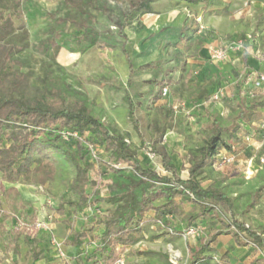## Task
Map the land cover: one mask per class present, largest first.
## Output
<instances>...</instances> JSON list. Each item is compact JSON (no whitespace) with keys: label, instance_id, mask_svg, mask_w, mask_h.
<instances>
[{"label":"trees","instance_id":"16d2710c","mask_svg":"<svg viewBox=\"0 0 264 264\" xmlns=\"http://www.w3.org/2000/svg\"><path fill=\"white\" fill-rule=\"evenodd\" d=\"M184 1L197 4L205 0ZM153 2L154 0H131L130 9L123 15L124 22L115 26L121 43L120 50L128 66L125 95L133 115V127L141 148L160 160L164 173L140 165L125 136L90 113L88 97L82 84L78 81L74 84L70 82L71 76L58 64L55 65L61 75L57 77L52 75L48 82L43 80L42 86L37 87L34 93L28 92V77L20 71L22 63L19 60L27 42L23 35L15 36L14 30V19L22 18L21 0H0L1 181L11 185L31 182L44 186L56 177L59 167L56 155L61 151L65 161L74 169L70 193L76 195L77 200L67 204L73 207L76 213L90 207L94 213L98 212L92 216L89 228L71 231L67 246L82 252L75 254L76 264H114L125 249L139 241L147 227L160 221L163 227L166 225L169 227L164 220L166 217H181L184 213V202L197 207V212L188 217L189 225L197 218L213 215L221 226L220 231L212 232L196 248L189 249L188 264L197 262L208 264L211 256L205 253L212 251L210 243L221 234L230 235L238 247L251 245L256 250H261L263 258H254L249 264H264V234L246 223L249 211L263 197L264 171L260 176L263 183L247 195V199L241 204L242 207H239L237 200L231 198L224 190L225 187H220L216 181L203 188L199 180L207 168L218 166L219 154L233 157L234 161L238 162L241 159V152L234 150V147L240 144L251 146L256 129L260 131V139L264 141V130L260 127L264 122V86L260 90H249L248 87L245 98L238 100L237 109L227 117L217 113L210 114V122L202 124L199 129L204 135L203 144L190 155L189 166L181 169L186 170V177L180 176L172 163L171 153L164 145L166 133L176 129V110L172 106L159 107L152 117L151 132L145 136L135 112L136 105L128 92L135 68L126 49L128 37L123 29L137 18L153 13ZM73 7L80 9L74 4ZM195 31L196 28L188 24L187 27L178 30L177 38L190 39ZM252 38L251 35L249 39H243L244 48ZM55 39H52L54 55L60 49ZM76 41L78 45L89 41L88 46L79 47L80 53L86 52L92 46L102 47L95 34L90 36L89 40V35L84 33ZM54 59L53 57V61ZM158 69L161 75L157 84L161 87L169 85L166 76L172 69L168 66ZM158 96L154 98L155 101L159 99ZM63 130L77 131L80 139L62 140L59 134ZM246 137L250 140H245ZM67 145H72L73 148L68 149ZM90 147L95 151L96 158L92 157ZM99 147L107 155L103 164L106 176L116 173L121 168L131 170L123 181L114 177H107L106 182L102 181L101 168L95 165V162L99 161L97 149ZM261 148L263 152L264 142ZM92 173H96V180L91 179ZM11 194L18 195L17 189L10 187L4 190L5 197ZM99 203L107 204L108 207L102 212L99 210L100 206H96ZM63 207H60L61 213L65 211ZM220 207H224L225 212L230 215L229 222L219 215ZM149 212H153V215H148ZM0 217L2 221L9 219L7 212L1 208V201ZM2 221L0 239L7 235L4 240V255L10 264H14L10 253L15 255L20 253V240L37 247V240L33 236L36 229L34 225L29 227L23 223H15L12 229L6 231ZM100 228L102 231L98 234L97 230ZM91 237L94 240L93 249L86 250L84 245ZM214 260L215 264H225L216 258ZM1 261L0 258V263ZM38 261L37 254H34L32 263Z\"/></svg>","mask_w":264,"mask_h":264},{"label":"rangeland","instance_id":"374dc122","mask_svg":"<svg viewBox=\"0 0 264 264\" xmlns=\"http://www.w3.org/2000/svg\"><path fill=\"white\" fill-rule=\"evenodd\" d=\"M130 1L21 0L22 18L21 20L14 19L15 36L18 37L21 34L27 42L26 49L19 56L22 63L20 71L28 77V92L34 93L37 87L42 86L43 80L48 82L52 75H55V77L61 75L55 64L61 66L63 71L71 76L70 82L74 84L78 81L82 84L88 97L87 103L90 113L125 136L135 151L136 159L140 165L143 168H152L164 173L160 160L158 158L151 159L148 152L141 148L139 138L133 127V115H131L130 105L127 103L125 95L129 72L125 57L120 50L121 43L115 25L124 22L123 15L130 9ZM170 1L173 2L172 5L176 7L175 9L179 15L189 10L180 4L182 0ZM153 3L152 10L154 9V12L160 13L166 10L163 2L160 3L159 7L153 6ZM73 4L79 6L80 9L73 7ZM168 16L170 17L171 13H161L158 17L152 13L145 14L123 29L128 37L126 49L135 68L128 92L136 105L135 112L145 136H148L151 132L152 117L159 106L168 104L172 100L171 98H175L176 105H181L185 101L183 110H180L182 106H177L176 109L179 111L176 113L175 118V123L180 124L175 139H183L185 146L174 147L173 149H175V154L179 156L174 158V167L179 175L186 177L187 173H182L181 169H186L189 166V156L195 150V146L204 141V135L198 129L194 131L191 128L198 125L195 124L196 120L189 113L193 106H188L186 97L194 91V88L187 86L189 81L186 79V73L184 72V68L190 65V59L194 57L193 53L200 40L199 35L190 39L178 40L179 23H168L172 26L164 25L160 33L147 30V27L151 30L158 27V22L155 21L156 18L164 23V19ZM84 33L89 35V40L93 34L97 35L102 47L92 46L86 52L80 53L78 51L79 47L83 48L89 44V41L81 45L77 44V38ZM151 34L156 35L151 37ZM53 38H56L55 41L60 47L56 55H54L52 44ZM233 41L235 40L227 41L222 47L228 46ZM188 45L192 46L190 51H188ZM213 48L216 47L212 45L210 49ZM53 57L55 58L54 61ZM209 60L211 61V59ZM164 66H168L170 69L175 67L179 69L177 77L179 74L180 77L175 87H170V85L161 87L157 84L161 75L158 68ZM175 78L172 77V80H175ZM164 88L168 90L165 96L162 95ZM156 96L159 98L157 101L154 100ZM252 146L254 145L240 144L235 146L234 150L241 152L240 155L243 152L257 153V151L262 150L261 147L253 150ZM66 147L68 149L73 148L72 145ZM97 149L99 161L98 163L95 162V165L101 168L103 182L107 181V177H114L119 181H123L125 176L131 173L130 169L121 168L116 173H110L106 176L107 173H105L106 169L103 164L107 155L102 148ZM56 157L59 167L54 180L48 182L45 186H38L31 182L22 184L23 187L27 188V193H31L38 199L36 201H21L18 200L17 195L5 197L4 187L7 185L2 183L0 177L1 208L9 216V219L5 221H2L0 217V221L4 223L6 231L12 229L15 223H23L29 227L34 225L36 229L33 236L37 240V247L25 244L20 240V253L18 255L10 253L11 261L14 264H33L32 257L34 254H37L39 258V261L35 264H76L75 254H71L70 249L67 248L70 235L68 229L72 231L89 228L92 223V216L98 214V212L94 213L91 207L85 208L84 213L77 214L74 212L73 207L67 204L77 200V196L70 193V181L74 169L65 161L61 151ZM235 163V166L239 165L237 162ZM253 164H258L264 171V163L260 162V158H256V163L254 161L244 163L242 164L243 169L240 168L238 171L235 169L231 172L232 174L228 173V175L222 173L226 170H219L224 167H218L219 169L216 167L214 170L219 171L216 170L207 175L206 179L215 180L220 187L224 186L227 193L234 195L233 198L237 200V205L239 204L240 207L254 187H258L260 185L258 183L262 182L260 177L256 175L257 173H254ZM253 174L256 176H253ZM254 177H257V180H254L253 185L246 183ZM91 179H97L96 173L91 174ZM185 203L187 208H190V214L194 215L197 212V207L188 202ZM61 206L65 208L64 213L59 211ZM99 206V210L102 212L108 207L104 203ZM220 208L218 210L219 215L229 222L231 220L230 215L225 212L224 207ZM37 224L40 226L37 227ZM50 224L54 226L50 227ZM197 225L180 229L178 225L171 223L169 227H167L168 225L163 227L164 225L160 221L152 228L147 227L139 241L125 249L120 258L124 260L123 264H186L190 257L186 242L190 239L196 240V243H198L201 239V232L202 234L205 232V237L201 240H206L208 237V233L201 228V225L196 233L188 234V230ZM6 237L7 235H4L0 239V258L2 259L0 264H10L9 259H6L4 255V240ZM90 240L86 242L85 246L93 249L91 243L94 240L92 237ZM175 240L180 243H174ZM54 242L58 246H55ZM39 243L40 246H38ZM221 244L225 248L231 246L227 241H222ZM209 253L206 252L205 254ZM251 255V257L263 258V254ZM214 258L216 257L214 256L212 261H215ZM114 264H117V262Z\"/></svg>","mask_w":264,"mask_h":264},{"label":"crops","instance_id":"0c3cea01","mask_svg":"<svg viewBox=\"0 0 264 264\" xmlns=\"http://www.w3.org/2000/svg\"><path fill=\"white\" fill-rule=\"evenodd\" d=\"M161 2H163L164 8H166V10L160 13L153 11L152 14H155V16L158 17L161 13L168 12L171 13V16L165 18L164 23L156 18L155 21L158 22V27L155 30H151L147 27L148 31L159 33L164 28V25L168 23H179V29L187 27L188 24H191L193 28H196V31L192 38L196 37V35H199L200 43L198 44V46H196V50L193 53L194 57L190 59V65H188L187 68H184L186 79L189 81L187 86L194 88V91H192L191 94L186 97V103L188 104V106H193L189 113L191 114V117H194V120H196L195 124L198 125L197 127L191 128L194 131H196L197 129L199 131L202 124L210 122L211 113H217L221 116H225L227 114H230L233 110H236L238 100L240 98H245L247 88L251 86L252 80L256 77V75L264 72V0H205L197 4L187 3L186 1L182 0L180 1V4L183 5L185 9L187 8V10H189L184 14L180 13V15L177 13L175 9L176 7L172 5L173 2L170 0H157L153 3V6L155 5V7H159ZM161 23L162 25L159 26V24ZM171 24L168 25L172 26ZM251 35L253 38L247 43V46L243 52H230L227 58L221 62L209 60V49L212 45L216 48H220L225 43H227V41L246 39ZM191 48L192 46L188 45V51H190ZM262 55L263 57H261ZM177 71L179 72V69L175 67L166 76V78L170 82V87H175L176 82L179 80L180 74L177 77ZM172 77H176L175 80H172ZM219 87L223 88V94L221 98L216 101L212 100L210 96H212L218 90L216 88ZM171 99L172 100H170L168 104L162 106H172L176 110V113H178L179 111L176 109L177 106H182L180 110H183L185 108V101L184 103L182 102L181 105H176L175 98ZM198 119L201 121H199ZM177 125L178 124H176V129L174 131H169L166 133L164 140V145L167 151L171 153L173 165L174 158L179 157L175 154V149L173 148L185 146L183 144V139H175L179 132L180 124L178 126ZM254 134L255 136L253 137V140H251V144L254 145L252 146L253 150H256L257 148L262 146V143L264 141L260 139L259 130L256 129ZM202 144L203 143H199L195 147L197 148ZM256 158H260V162L262 161L264 163V151L262 152V150H259L257 151V153L243 152L241 155V159L237 162L239 165L235 166L233 164L219 170H226L222 172L225 175H228V173L232 174L231 172L235 169L236 171H238L240 168L243 169L242 164L244 163H252L253 161L256 163ZM252 167L254 169V173L256 172V175L260 177L261 173H263L261 166H259L258 164H253ZM216 170L209 167L199 177L201 186L203 188L209 187L215 181L207 180L206 176L212 174V172ZM181 172L184 173L186 172V170H181ZM254 175L255 174H253V176ZM262 176H264V174H262ZM254 180H257V177H254L251 181H248L246 183H250L253 185ZM262 183L263 181H260L258 184L261 185ZM3 184L7 185L4 187V189H8L10 187H14L17 189L18 200H38L31 193H27L28 190L25 186H22V183L12 185L7 183ZM256 188L257 187H254L253 190H255ZM229 195L231 196V198L234 197L233 194ZM99 205L100 203L96 206ZM183 206L184 213L181 217H166L164 220L167 221L168 224L171 223L178 225L180 229H184L187 228V226L196 224H198L196 226L198 228L201 225V228L204 231L206 230L208 236L212 232L221 230L219 222L214 218L213 215H210L207 218H197L191 225H189L188 217L191 215L189 210L190 208H187L185 202L183 203ZM83 211L81 213H84ZM148 215L152 216L153 212H149ZM246 223L249 224L254 230L262 232L264 234V192L260 202L249 211L246 218ZM49 226L53 227L54 225L52 226V224H50ZM152 227L153 226H150V228ZM101 231L102 230L100 228L97 230V233L100 234ZM145 231L143 232V235ZM68 232L70 233V239L71 231L68 229ZM92 233L94 234V232ZM155 235L157 236L158 234ZM204 237L205 232L204 234H202L201 232L200 238L204 239ZM201 239L198 241V243H196V240L189 239L186 242V245L189 249L196 248L201 241H205ZM88 241H90V238L88 239ZM222 241H227L229 245H231L230 248H225L224 246H222ZM173 242H177L178 244L180 243L176 240ZM92 244L94 245V242H92L91 245ZM85 245L84 248H86ZM38 246H40V243L38 244ZM67 248L70 249L69 252L71 254L82 253L81 250L75 249L71 246H68ZM210 248L212 249L210 253L215 254L209 253L211 259L208 261V264H215L216 261H212V258L214 256L225 264H249L255 258V256L251 257V254H263L261 250H256L251 245L246 247L236 246L232 237L225 234L218 235L215 241L210 243ZM87 249L90 248L87 247L86 250ZM189 259L190 257L186 261V264H188ZM206 263L207 262H197L195 264Z\"/></svg>","mask_w":264,"mask_h":264},{"label":"built area","instance_id":"2783aa9c","mask_svg":"<svg viewBox=\"0 0 264 264\" xmlns=\"http://www.w3.org/2000/svg\"><path fill=\"white\" fill-rule=\"evenodd\" d=\"M250 38V36L248 37V39ZM244 40L243 39H238L235 40L231 43H229L228 46H224L221 48H213L209 50V59H211L212 61L215 62H221L223 60H225L228 56V54L230 52H243L244 51ZM264 86V73L257 75L251 82V86L249 90H260L262 89ZM167 88L163 89L162 95L165 96L167 94ZM223 94V88H219L212 96L211 99L212 100H219L221 98ZM260 127L264 130V122H262V124L260 125ZM60 137L62 140L64 141H68L69 139H77L79 138V134L77 131L74 130H63L60 132ZM80 139V138H79ZM245 140H250L249 137H246ZM90 152L93 158H96V153L95 151L90 147ZM149 157L152 158H156L153 154L148 153ZM217 158H219L218 160V166L217 167H225L227 165H231L233 164L234 158L230 157V156H225L223 154H219L217 156ZM117 167V166H115ZM40 225L37 224V227H39ZM197 227H191L188 230V234H194L197 231ZM55 243V242H54ZM55 246H58V244L55 243ZM117 264H123L124 260L123 259H118Z\"/></svg>","mask_w":264,"mask_h":264}]
</instances>
